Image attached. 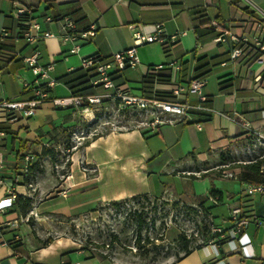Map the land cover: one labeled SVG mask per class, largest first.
Returning a JSON list of instances; mask_svg holds the SVG:
<instances>
[{
    "label": "crops",
    "instance_id": "crops-1",
    "mask_svg": "<svg viewBox=\"0 0 264 264\" xmlns=\"http://www.w3.org/2000/svg\"><path fill=\"white\" fill-rule=\"evenodd\" d=\"M3 3L10 4V12L14 6H29L41 28L55 34L38 45L40 63H53L49 74L57 84L51 95H55L59 85L64 87L62 96L70 94L69 74L81 68L78 65L82 58L92 56L108 61L115 53L131 47L129 25L150 32L160 24L164 37L177 35L172 42L156 41L163 56H142L134 69L121 73L123 83L119 86L129 95L151 98L156 93L170 92L172 76L176 82L186 84L195 78V58L217 57L221 63L204 77L207 82L202 90V105L206 110L191 109L189 118L175 119L154 129L136 126L96 135L72 146L61 172L41 166L43 161L55 163L42 152L61 147L69 151V133L82 123L78 113L71 111L53 118L51 103L41 104L32 116L26 117L36 118L43 110L46 113L45 122L37 126L39 138L19 143L16 141L24 118L10 124L0 120V165L4 177L0 186V264H102L86 249L74 246L69 238L48 236V228L55 217L80 219L99 204L142 195L207 196L205 204L210 208H226L220 219L225 240H210L170 264H264V225L255 222L264 220V192L248 195L247 183L238 176L191 178L193 173L187 170L192 161L204 162L212 154H226L246 139L249 134L243 123L259 134L264 132V67L254 62L257 54L251 45L243 47L242 55L230 62V45L216 43V32L209 27V20L216 19L238 36L249 37L259 29L264 39V0H0V6ZM11 15L0 26L17 34L18 23ZM46 16L55 20L68 18L78 31L93 26L95 34L88 37L89 42L79 53H71L70 43L57 36L58 22L46 23ZM29 51L22 39L0 42V73H7L8 83L16 90L8 97L0 84V100H24L29 96L24 82H30L33 76L20 61V55ZM174 63L176 67L172 66ZM183 63L185 82H180L179 65ZM157 66L170 68V80L154 83L146 93L142 80L148 72L159 70L155 69ZM183 101L196 105L198 98L189 93ZM25 128H29L28 122ZM25 157L30 161L25 163ZM25 166L33 167L27 181L23 176ZM217 180L223 184L218 185ZM10 186L16 195L32 198L24 216L13 206ZM211 191L218 192L219 198L211 197ZM231 208L240 209L241 216L248 220L233 241L227 237L232 227ZM12 223L17 225L11 226Z\"/></svg>",
    "mask_w": 264,
    "mask_h": 264
},
{
    "label": "rangeland",
    "instance_id": "rangeland-1",
    "mask_svg": "<svg viewBox=\"0 0 264 264\" xmlns=\"http://www.w3.org/2000/svg\"><path fill=\"white\" fill-rule=\"evenodd\" d=\"M0 8L1 25L12 11L10 12V4L7 3H3ZM137 56L139 60L142 56H149L151 59L163 56L161 45L157 42L143 45L138 48ZM78 66H81V60ZM7 77L6 72H1L0 84L2 91L11 97L16 90L8 83ZM63 89L59 85L53 96H62L65 93ZM49 111L54 118L67 115L72 109L51 106ZM45 114L43 110L37 113L36 118H24L16 143L19 140L39 138L37 126L45 122ZM148 121L149 113L143 110L104 100L97 106L92 122H82L78 129L69 133V151H65L64 147L57 149L53 152L54 165L43 161L41 166L45 168L48 165L50 170L52 167L54 171L61 172L73 150L72 146H79L88 139L109 131L147 127ZM27 122L28 129L25 128ZM260 135L264 137V132H260ZM259 161L261 167L264 166V139L250 134L226 154H212L204 162L192 161L187 170L193 173L190 174L193 178L225 177L229 172H240V166L244 164ZM216 183L223 184L219 180ZM197 198L187 195L179 198L142 195L121 201L118 205L99 204L91 214L80 219L55 217L52 226L48 228V236L69 238L74 246L86 249L102 264H170L182 254L179 235L185 237L188 247L196 248L210 241L216 229H222L220 219L226 214V208L221 206L213 209L208 204L199 206ZM229 211L231 215L233 208ZM217 238L220 240L225 236L218 234Z\"/></svg>",
    "mask_w": 264,
    "mask_h": 264
},
{
    "label": "built area",
    "instance_id": "built-area-1",
    "mask_svg": "<svg viewBox=\"0 0 264 264\" xmlns=\"http://www.w3.org/2000/svg\"><path fill=\"white\" fill-rule=\"evenodd\" d=\"M11 14L18 23V32L17 34H11L9 30L0 26V42L5 41L7 38L15 40L22 39L25 42L30 48V51L27 54L20 55V61L23 67L31 72L33 79L30 82H24V90L29 93L27 99L0 100V120L2 123L10 124L18 121L20 118L30 117L45 102H50L57 109H72L74 113H78L81 122L88 124L94 120V113L97 110V106L102 104L104 100H112L119 106H133L136 109L149 113V121L146 126L152 129L165 123H171L175 119L189 118L191 109L206 110L202 105L205 100L202 93L207 82L205 78H192L186 84H182L176 82L172 76L170 93L174 97L173 101H161L154 97L144 98L129 95L122 87L114 83L111 77L113 73L125 69H134L139 64L136 51L137 46L156 41L163 43L176 40L177 35L164 37L160 24L155 25L154 29L150 32L143 31L135 25H129L128 28L131 32L133 45L123 51L115 53L108 61H98L92 56L82 58L81 67L83 69L93 67L95 72V78L91 79V85L101 88L99 93L82 98L71 94L67 96L51 95L52 89L57 84V81L52 79L49 74L53 63L50 62L45 65L40 63V50L38 45L46 39L55 37V34L41 28V24L33 18L29 6H14ZM44 20L49 24L58 22L59 33L57 36L63 41L70 43L71 53H79L80 49L89 42L88 37L94 36L95 34L93 26L86 30L78 31L75 24L68 18L55 20L51 16H46ZM209 27L216 32L214 38L216 43L230 45V62L235 61L242 55L243 47L251 45L257 54L254 62L264 67V39H262L259 29L249 37H246L238 36L234 32L227 30L224 24L216 19L209 21ZM172 66L176 67L177 64L174 63ZM160 68L161 66L155 67V69ZM256 80L259 81L260 77H256ZM189 93L197 96L198 103L196 105H189L183 101L185 95ZM242 126L249 135H256L264 139L259 133L252 130L248 123H243ZM24 161L27 163L30 161V158L25 157ZM1 171L2 167L0 165V186L4 184V177ZM27 171L28 168L25 166L23 174H26ZM261 172L264 174V166L261 167ZM239 175L240 172L235 171L233 173L229 172L225 176L239 177ZM8 191L9 195L15 199L16 194L12 186L9 187ZM245 191L248 195L256 192L262 193L264 192V183L247 184ZM2 211L3 209L0 208V212ZM230 216L232 227L228 229L227 237L233 241V239L238 237L240 230L247 226L248 220L241 216L240 209L238 208L233 209ZM255 222L258 225H264V220H255ZM16 225L17 223L11 224V226ZM215 232L222 237L225 236L224 229H216Z\"/></svg>",
    "mask_w": 264,
    "mask_h": 264
},
{
    "label": "trees",
    "instance_id": "trees-1",
    "mask_svg": "<svg viewBox=\"0 0 264 264\" xmlns=\"http://www.w3.org/2000/svg\"><path fill=\"white\" fill-rule=\"evenodd\" d=\"M95 59L98 61H105V59H101L99 57H97ZM194 63H195V68H194L195 78H204V77H207L211 73L212 68L215 65L221 63V60H217V57L208 58L206 56H202L199 58H195ZM179 67H180L179 81L185 82L184 77H185V71H186V63L180 64ZM126 70H128V69L115 72L111 75V77H112V79L116 85L123 83V79H120V77H121V73L125 72ZM69 76L71 77V80L68 82V86H69V90H70L71 95L84 98V97H88V96H93V95H95L101 91V88L99 86H92L91 85V79L95 78V72L93 70V67H89L87 69H83L81 67V68L71 72L69 74ZM169 80H170V68L159 69L155 72H153V71L148 72L142 80L144 92L147 93L148 89H151L153 84L156 82H158V83L165 82L166 83ZM145 98H148V96H146ZM154 98L157 100H161V101H173L174 100V97L171 95L170 92L156 93V95H154ZM67 148H69V147L67 146ZM53 152L54 151L51 149L44 150L42 152L43 154H47L49 156L51 163L55 162ZM240 169L241 170H240L239 178H240V181L242 183H247V184L264 183V174H262V172H261V161L244 164V165L240 166ZM32 170H33V167H28L27 173L23 174L26 181L28 180V177H29L28 175ZM191 178H193V177H191ZM218 195H219V193L216 191L210 192V196L213 198L218 197ZM137 197H139V196L132 197L129 199H133V198H137ZM197 199H198V205L203 206V204H205L206 201L208 200V197L207 196H200ZM125 200H127V199H125ZM125 200H122V201H125ZM119 202H121V201H119ZM119 202H112L111 204L112 205H118ZM31 203H32V198L27 197V196L23 197L21 195H16L13 206L15 207V209L17 210V212L20 215L24 216L28 212V210L31 206ZM139 227L141 228V223L139 224ZM217 237H218V233H214L212 235L211 240H215V239H217ZM178 240L181 243L182 254L180 256H178L176 260H179L183 256L188 255L193 249H195V248L188 247V241L185 239L184 236L179 235ZM223 240H225V238ZM43 244H45V243H43ZM196 248H198V247H196Z\"/></svg>",
    "mask_w": 264,
    "mask_h": 264
}]
</instances>
